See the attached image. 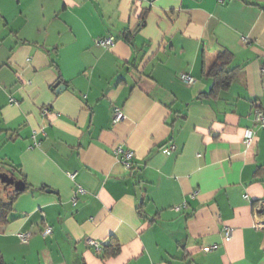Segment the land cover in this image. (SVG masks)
<instances>
[{"label": "crops", "instance_id": "0c3cea01", "mask_svg": "<svg viewBox=\"0 0 264 264\" xmlns=\"http://www.w3.org/2000/svg\"><path fill=\"white\" fill-rule=\"evenodd\" d=\"M222 49L241 72L205 97ZM263 66L264 0H0V169L31 185L4 264H264Z\"/></svg>", "mask_w": 264, "mask_h": 264}, {"label": "trees", "instance_id": "16d2710c", "mask_svg": "<svg viewBox=\"0 0 264 264\" xmlns=\"http://www.w3.org/2000/svg\"><path fill=\"white\" fill-rule=\"evenodd\" d=\"M126 38L130 40V36L125 34ZM233 55L227 49H222L219 52L218 59L215 64L209 69H206L207 75L212 79V87L210 91L205 93V97L209 98H218L219 95L230 89L233 82L239 76L241 72L240 67H231L233 61ZM16 168L13 166L7 171L10 175L16 177L15 173ZM17 178V177H16ZM20 180H23L25 183L24 191H16L13 189L7 194V197L4 198L0 195V221L7 222L9 213L13 210V205L20 195L30 189V184L26 180L25 176H20ZM121 251V245L116 240H111L110 244L105 245L104 256L112 257L117 256ZM0 264H4L3 255L0 252Z\"/></svg>", "mask_w": 264, "mask_h": 264}, {"label": "built area", "instance_id": "2783aa9c", "mask_svg": "<svg viewBox=\"0 0 264 264\" xmlns=\"http://www.w3.org/2000/svg\"><path fill=\"white\" fill-rule=\"evenodd\" d=\"M150 1H155V0H150ZM98 45L105 47V48H111L115 45L116 43V38L114 36H109V37H103L97 40ZM264 71V66L263 69ZM180 78L188 83V84H193L196 81V78L193 77L192 75L186 74V73H181ZM15 101V99H12V102ZM254 122L257 126L264 128V110L260 107H256L254 109ZM126 119V114L123 112V110L119 107L114 108V113H113V122L114 123H119L122 122ZM256 133L253 129L248 128L245 131V137L243 139V144L246 147H251L254 144ZM174 149V147H171ZM114 155L123 163V165L130 169L133 166V160L135 158V152L131 149H126L123 146H117L114 148ZM78 172H72L70 173V177L72 179H75L77 176ZM85 192L84 188L81 185H78V187L74 190V197H73V203L74 205L77 204V196L80 194H83ZM186 204L180 205L176 207L178 211L182 210ZM264 207V206H263ZM53 233V227L52 226H46L45 229L43 230V236L47 237ZM233 235V230L231 228L226 229V235L225 239L228 241L232 238ZM22 241L28 242L30 239V234L29 233H22L20 235ZM88 244L92 247H95L98 251H101V245L98 243V241L94 239H89ZM210 250V249H207Z\"/></svg>", "mask_w": 264, "mask_h": 264}, {"label": "water", "instance_id": "95a60500", "mask_svg": "<svg viewBox=\"0 0 264 264\" xmlns=\"http://www.w3.org/2000/svg\"><path fill=\"white\" fill-rule=\"evenodd\" d=\"M56 86L58 87V90L65 88L60 82H58ZM0 180L5 187L12 186L16 191H24L26 188L23 180L17 179L7 172H0Z\"/></svg>", "mask_w": 264, "mask_h": 264}, {"label": "rangeland", "instance_id": "374dc122", "mask_svg": "<svg viewBox=\"0 0 264 264\" xmlns=\"http://www.w3.org/2000/svg\"><path fill=\"white\" fill-rule=\"evenodd\" d=\"M3 169H0V171H2ZM3 172V171H2ZM4 187H3V184H2V182H1V180H0V192L3 194L4 192Z\"/></svg>", "mask_w": 264, "mask_h": 264}]
</instances>
